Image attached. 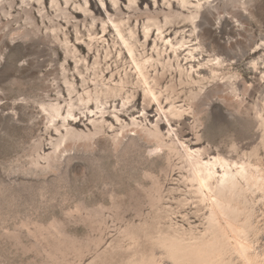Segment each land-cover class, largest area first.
<instances>
[{
	"label": "rangeland",
	"instance_id": "374dc122",
	"mask_svg": "<svg viewBox=\"0 0 264 264\" xmlns=\"http://www.w3.org/2000/svg\"><path fill=\"white\" fill-rule=\"evenodd\" d=\"M112 1L0 0V264H191L211 212L187 149L264 176V0H186L202 17L180 0H117L119 13ZM109 19L122 21L136 59L151 58L150 85L164 73L162 107L179 117L143 111L144 86ZM168 40L182 50L177 63ZM120 80L123 100L96 114L95 98ZM70 102L81 110L68 118ZM235 201L239 241L264 264V187ZM171 241L184 251L172 255ZM223 244L216 264H246L231 236Z\"/></svg>",
	"mask_w": 264,
	"mask_h": 264
},
{
	"label": "bare ground",
	"instance_id": "6f19581e",
	"mask_svg": "<svg viewBox=\"0 0 264 264\" xmlns=\"http://www.w3.org/2000/svg\"><path fill=\"white\" fill-rule=\"evenodd\" d=\"M65 1H66V3L68 2V0H65ZM128 1H129L130 5H132L133 0H128ZM22 2L27 3L28 0H22ZM51 2L55 6H58L57 0H51ZM112 3H113V6L116 7L117 0L112 1ZM180 3H181L183 8L187 4L189 5V8L190 7H192L193 9L195 8L196 11H194L195 12L194 15L198 14V15H200V17H202V13L199 10L202 8V6L197 5L198 3L196 5H193V6L186 0H180ZM27 4H26V6H27ZM116 11L118 13L120 12L118 7H116ZM191 16L193 17V14ZM197 18H198V16H197ZM109 21H110V24L112 25L113 30L116 32L119 40L121 41L122 45L126 49L129 57L131 58V60L133 61L134 65H135V74L137 75L138 82L144 86V89L142 91L143 92V98H144V100H143L144 101L143 111H145L147 109H152V107L155 106L158 114H162L167 122H170L171 119H175V118L179 117L181 115V113H183V112H180L178 109H175V107L172 104H170L171 106L167 111H165L164 107H162V103L160 101L161 91L158 88L160 87L161 82L165 79L164 73H162V75L160 77H157V78L152 77L153 83H152V85H150L148 82L149 79H148L147 69L148 68H154L153 65L149 64V59H151V58L141 60V61L136 59L135 54H134L135 53V49H134L135 46L133 45V43H131L129 41V39H126L123 36L122 30H121L122 21H120V20L115 21L112 19H109ZM166 23H167V21H166ZM102 24H103V21H102ZM193 24H194V22H193ZM151 26L155 27V30L158 32V37L161 39V36L163 34L162 26H159L158 23H153ZM151 26L147 25L144 27L145 42H147V40H148V36H149L150 31H151L150 30ZM102 31L103 32L106 31L105 27L102 28ZM129 34H130L129 38H131L134 35V33L131 31L129 32ZM198 38H199V35H197V39ZM89 39L93 40L91 35H89ZM168 42H169V48H171L172 53H173L174 58H175L176 63H177L178 57H179V51H182V50L178 51L177 50L178 48L176 49L171 41L168 40ZM67 44L68 43L65 42L66 49H68ZM179 44H180L179 47L184 46L183 42L182 43L180 42ZM201 50L203 52L209 54L210 57H213L215 59V61L217 60V62L215 63L216 66H220L222 63L225 62V59L221 60L218 57V55H216L214 53H212V55H211V52L213 49L211 50L210 48L202 46ZM77 51H78V49L73 47V51H72L73 58L76 57L75 54ZM188 54H189V57H191V58L194 57V55L192 54L191 51H188ZM98 64H99L98 62H95L94 65L98 66ZM177 68H178L179 79H181L182 74H183V68H181L180 65H178V64H177ZM190 70H192L191 66H190ZM187 73H188V71H186V74H185L186 78H188V80H190V81H193L194 79L190 76L189 73L188 74ZM112 76L113 75L111 74L109 79H112ZM100 77H102V76L100 75ZM182 78H184V77H182ZM179 81H180V83H179L180 85L184 84L183 80H179ZM113 82H115V81L113 80ZM192 83L195 84L194 82H192ZM116 84L117 85L115 86V88L111 87V86H105L106 87L105 91H103V93H100L101 95L99 94L100 97L97 96V98H95L96 102H97V105L95 108L98 110V112H96V114L99 113L100 115H103V113L106 110L105 104L108 103V99L113 98V100H115V99L123 100L122 92L125 90L124 81L120 80ZM70 86H72V85H70ZM156 89L159 90L158 93L155 92ZM72 90L74 91V89H72ZM168 91H170L172 93L174 91V87L173 86H170V87L167 86L165 89V93ZM86 94H87L86 95L87 96L86 101H88L90 98L88 91L86 92ZM197 94H195V95H197ZM166 99L168 100L169 98H166ZM78 101L82 103L83 99H81L79 97ZM79 102H78V104H79ZM125 103H126V100H125ZM70 104H71V102H70ZM199 105H200V103L198 102L196 104V106L199 107ZM84 106H85V104H84ZM191 108H192V106H191ZM75 109L81 110V108L79 106H76L75 103L74 104L72 103L68 109V112H67L68 118L75 116L73 114V110H75ZM82 109H87V111H89L90 107L86 106L84 108L82 107ZM53 110H54L55 114H57V115L60 114L59 113L60 110H58L57 108H54ZM115 118H116V120H118L117 116H115ZM185 153H186L187 164L189 165V167L191 168V171H192L191 181L197 182L198 188L195 192H197V194L200 196L201 202H205V201L209 202L208 203L209 204V210L211 212L210 213V219H209L210 220V222H209L210 229L209 230L211 231L210 237L209 238L206 237L207 239H203L200 242L193 245V247H191V250H190L191 258L189 259L190 263L191 264H216L214 261V259H215L214 257L220 256L222 254L224 256V253L222 251L223 245H224L223 244L224 238L231 236L234 240V249L237 252V255H239L240 258L244 262H246V264H255L254 259L247 252L248 251L247 246L242 244L239 241V238H240L239 234L244 232V231H242V229L238 228L239 225L237 226V223L240 222V220L238 221V218H237V215L239 213H236V210H237L236 208H238V206L235 204V202H236L235 198H236V195L240 191L250 192L253 187H259L263 190L264 176L257 177L255 172L251 171V168H255V170L257 172V168L253 167L254 165L252 166L249 163H245L244 161H241V160L236 162V161H233L231 159H225V158H220V157H214L212 160H205L202 158V153L198 150L191 151V150L187 149V152H185ZM241 182L245 183V186H243L244 188L241 186ZM239 218H240V216H239ZM174 241H176V240L174 239ZM174 241H171V243H170V245H171V246H169L170 252L172 255H174V253L180 254L181 253L180 251H184L185 248L182 246H179ZM227 241H229V240H227ZM247 245H249V244H247ZM178 259H182V261L185 260L186 264H188V255H186V256L180 255V256H178ZM220 259H222V258H220Z\"/></svg>",
	"mask_w": 264,
	"mask_h": 264
}]
</instances>
